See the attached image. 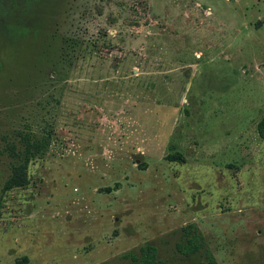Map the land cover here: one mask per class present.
<instances>
[{
    "label": "rangeland",
    "instance_id": "1",
    "mask_svg": "<svg viewBox=\"0 0 264 264\" xmlns=\"http://www.w3.org/2000/svg\"><path fill=\"white\" fill-rule=\"evenodd\" d=\"M263 118L264 0H0V264H264Z\"/></svg>",
    "mask_w": 264,
    "mask_h": 264
},
{
    "label": "trees",
    "instance_id": "2",
    "mask_svg": "<svg viewBox=\"0 0 264 264\" xmlns=\"http://www.w3.org/2000/svg\"><path fill=\"white\" fill-rule=\"evenodd\" d=\"M65 44L69 49L71 47H76L85 45L88 50H92V48L97 47L96 43L88 44L82 41L81 38L78 40L66 38L64 40ZM95 51L99 52V50L94 49ZM69 54V50L66 51V57ZM65 57V58H66ZM73 59L69 60L70 67H73ZM258 131L261 137L264 138V118L258 125ZM22 144L24 146L23 149L16 151L15 148H12L11 154L16 158H24V162L14 165L12 177L6 182L5 189L11 190L14 188H21L25 187L29 184V176H28V165L29 162L33 160H38L44 157L46 152L50 146V139L49 136H41L30 134L26 135L22 139ZM177 159V158H174ZM110 191V189H108ZM185 236L187 237L186 243H178L177 244V251L185 256L192 255L194 253L199 252L204 247V240L203 237L197 232L195 226H189L184 230ZM131 259L133 264H160L159 256H158V248L152 244H147L140 249L139 255H131L128 256ZM208 264H218L212 254L208 253Z\"/></svg>",
    "mask_w": 264,
    "mask_h": 264
},
{
    "label": "flooded vegetation",
    "instance_id": "3",
    "mask_svg": "<svg viewBox=\"0 0 264 264\" xmlns=\"http://www.w3.org/2000/svg\"><path fill=\"white\" fill-rule=\"evenodd\" d=\"M200 252V251H199ZM199 252H197V253H199ZM197 253H194V254H192V255H195V254H197ZM179 254H181V253H179ZM181 255H183V254H181ZM192 255H189V256H185V255H183L184 257H190V256H192Z\"/></svg>",
    "mask_w": 264,
    "mask_h": 264
}]
</instances>
